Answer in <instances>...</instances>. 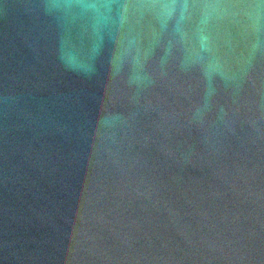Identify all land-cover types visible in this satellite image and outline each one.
I'll use <instances>...</instances> for the list:
<instances>
[{
    "label": "water",
    "instance_id": "obj_1",
    "mask_svg": "<svg viewBox=\"0 0 264 264\" xmlns=\"http://www.w3.org/2000/svg\"><path fill=\"white\" fill-rule=\"evenodd\" d=\"M0 264H264V0H0Z\"/></svg>",
    "mask_w": 264,
    "mask_h": 264
}]
</instances>
